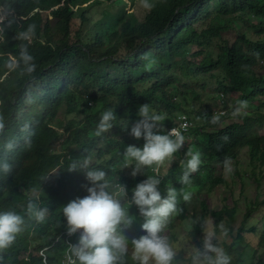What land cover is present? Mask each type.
I'll return each mask as SVG.
<instances>
[{"label": "trees", "instance_id": "16d2710c", "mask_svg": "<svg viewBox=\"0 0 264 264\" xmlns=\"http://www.w3.org/2000/svg\"><path fill=\"white\" fill-rule=\"evenodd\" d=\"M57 1L61 7L53 20L39 12L43 5L41 0H29L27 4L22 0L14 1L11 6L3 3L6 8L15 9L16 15L9 16L1 24L0 79L8 71L6 63L11 55L19 59L22 45H26L35 58L36 70L28 73L21 62L0 82V121L9 125L12 116H20L24 124L40 132L33 147L23 156L22 164H12L8 173L0 171V211L14 210L25 219L23 230L14 243L0 249V264H45L40 249L52 244L49 263L63 264L61 260L68 246L63 207L87 195L83 187L88 184L85 173L68 171L73 159L91 155L95 166L103 168L111 181L118 179L127 184L131 195L136 184L155 175L147 168L145 174L133 178L132 168L122 169L125 162L121 152L124 153L129 145L140 147L129 133L132 123L140 119L139 106L145 103L166 113L167 128L175 126L182 114L199 121L190 134L193 141L206 140L194 143L205 159L202 158L199 170L191 175L190 184L180 183L187 163V158L183 157L186 152L176 153L173 162H167L165 182L158 186L162 197L167 195L168 187L193 195L195 190L203 191L206 187L209 192L222 185L237 184L238 180H233L231 174L229 177L225 173L218 174L217 165L224 169L222 161L227 159L231 167L239 166L241 195L247 192L246 200H250L239 228L238 239L244 247L241 249L237 248V243L230 244L219 238L223 234L220 225L227 229L226 236L235 235L239 202L212 210L206 200L191 204L182 196L178 197V209L182 211L170 218L165 229L166 234L173 237L178 258L188 263L182 251L186 241L201 246L203 232L199 224L193 222L207 219L216 226L218 242L232 257L231 264H264V134L261 133L264 111L251 108L234 117L232 109L228 117H234L235 121L223 125L227 116H219L218 123H212L214 110L210 106L196 110L194 104V101L209 103L220 92L228 97L225 90L236 100H246L250 107L260 103L259 98L264 97V74H259L264 70V41H251L248 30L243 28L264 27V0H157L143 20L131 12L121 25L113 28L104 21H90L82 9L77 16L76 7L85 0ZM131 1L134 4V0ZM122 2L124 0H117V3ZM35 9L37 13L32 15ZM30 25L35 26V35L24 40L20 34L27 32ZM231 30L238 31L234 32L236 40L226 37L233 32ZM258 33L263 34L264 29ZM261 62L263 66H259ZM50 72L60 80L50 93L39 99L37 107L32 91L28 90L30 85H25ZM70 75L75 85L86 87L87 92L94 87L98 90L102 112L107 108L115 110L117 119L108 133L96 136L98 122L92 124L85 115L78 116L77 129L72 122L67 124V137L55 125L59 118V110H54L56 107L66 105L64 117L73 120L82 99L62 81ZM203 84L204 91L192 92L194 87ZM174 95L180 99L177 103L180 110L160 108V105L175 106ZM37 114L42 120L34 125L33 118ZM58 144L61 150L57 149ZM2 154L0 149V156ZM35 186L47 196L41 205L48 208L43 222L27 215V202L17 203L21 188ZM132 209L136 211L132 215L134 221L123 229L130 241L146 234L137 206L133 205ZM181 223L186 225L183 233H179ZM78 238L79 234L72 240L76 243ZM248 246L253 249L247 251ZM132 247L129 243V253L125 257L128 264H135ZM246 255L251 257L248 263Z\"/></svg>", "mask_w": 264, "mask_h": 264}, {"label": "clouds", "instance_id": "9594fccd", "mask_svg": "<svg viewBox=\"0 0 264 264\" xmlns=\"http://www.w3.org/2000/svg\"><path fill=\"white\" fill-rule=\"evenodd\" d=\"M14 1L20 0H0V28L9 16L16 15L15 9H8L3 6V3L11 6ZM22 1L27 4L29 0ZM41 1L43 5L39 12L44 14L43 12L50 11L44 17L53 20L54 15L61 7V3L59 4L57 0ZM85 1L90 3L92 0ZM105 1L111 2L112 5H118L115 12H108L106 19L101 20L107 22L111 28L121 25L127 14L135 13L130 8L135 5L136 0L133 1L134 4L131 3V0H124L121 4L117 3V0ZM141 2L146 9L153 7L151 0H141ZM129 4H131L130 7H128ZM81 9L88 14L85 7L80 3L76 7L77 16H79ZM34 13H37V9L33 11L32 15ZM135 15L141 21L136 13ZM88 17L94 23L99 22L93 21L89 14ZM112 17L113 20H110ZM20 35L24 40L29 39L35 35V26L30 25L28 31ZM21 62L25 65V70L28 73L36 70L35 58L29 53L26 45H22L19 59L11 55L6 63L8 71L2 74L0 82L4 81L12 70L19 67ZM7 72L9 74L6 75ZM190 79L194 80L191 77ZM59 80L60 78L50 72L27 82L25 86L30 85L28 90L29 92L32 91L35 106L39 107L41 102L39 99L46 93H50ZM62 81L68 83V89L74 94L82 96L77 104L76 116L73 120L64 117L63 109L66 105L54 109L59 110V118L55 125L60 129L63 136L67 137L66 127L69 122H72L73 128L77 129L80 122L79 115L90 118L92 124L98 122L96 136L108 133L113 128V122L117 116L112 108H107L102 112L103 107L100 103L98 90L94 87L92 91L87 92L86 87L75 85L71 75ZM204 89L205 85L203 84L194 87L192 92L198 93ZM39 90L45 91V93L39 94ZM225 91L234 99L235 96H232L229 90ZM172 98L175 106L166 107V109L180 110L177 107V103L180 102L179 97L174 95ZM226 100V94L220 92L210 102H217L223 107ZM13 102L16 103V100L13 99ZM1 104L0 100V106ZM247 107L250 106L246 100H236L233 110L214 111L212 123H218L219 116H227L223 121H228L231 110L234 117H239L244 114ZM137 115L140 119L132 123L129 134L136 138L135 142L140 143V147L129 145L124 153L121 152L125 162L122 169L132 168L130 175L133 178L145 174L147 168H150L155 175L147 176V179L136 184L131 190V195L127 184L118 179L111 181L103 168L95 166V159L91 155L73 159L68 166V171L85 173L88 184L83 187H85L87 195L82 198L77 197L63 207L67 231L65 233L66 243L68 245L65 256L61 260L63 264H128L125 257L129 253V243L133 246L131 254L135 264H174L176 261L177 249L165 234V229L170 218L182 211V209H178V197L182 196L183 200L187 202L190 201L192 193L184 192L182 189L177 191L174 187H168L167 195L162 197L158 186L165 182V172L168 171L167 162H173L176 153L184 152L186 154L183 157L187 158V163L180 177V183L190 184L191 175L199 170L202 158L205 159L202 151L195 144L197 141L204 143L206 140L199 138L193 141L190 130L195 127V120L187 114L180 115L175 126L168 128L165 125L166 113L159 111L149 103L140 105ZM41 120L42 118L37 114L33 118L34 125ZM157 129L163 134L156 131ZM39 132L40 129L24 124L20 116H12V122L9 125H3V122L0 121V149L3 151L0 156V171L8 173L12 170V164H22L23 156L33 147ZM58 146L61 150V144L56 147ZM222 164L225 172L230 173L232 170L231 161L226 159L222 161ZM48 178L45 177V179ZM46 197L39 187H23L17 193V203L20 201L27 202V215L37 222H43L48 214V208L41 207ZM133 205L137 206L140 216L144 219L141 227L146 234L139 238H132L130 241L123 234V229L129 227L134 221L132 215L136 214V211L132 209ZM24 222V216L14 210L0 211V249H6L14 243L17 235L23 230ZM193 224H199L203 238L201 246H197L191 240L185 242L182 251L188 264H231L232 257L218 242L216 226L207 219L194 221ZM191 227L190 225L189 230ZM219 227L223 229V234L226 236L227 229L223 228V225ZM77 234H79V238L75 243L72 238ZM53 247L54 244L40 249L39 254L45 264H50L48 252Z\"/></svg>", "mask_w": 264, "mask_h": 264}, {"label": "rangeland", "instance_id": "374dc122", "mask_svg": "<svg viewBox=\"0 0 264 264\" xmlns=\"http://www.w3.org/2000/svg\"><path fill=\"white\" fill-rule=\"evenodd\" d=\"M157 0H151V3L154 5V3H156ZM81 5L85 7V9L87 10L90 18L93 21H101L104 20V16L108 13V12H115L116 9L118 8V5H112L111 2H106L105 0H92L90 3H86V1H82ZM131 4H129L128 7H130ZM121 7H123V5H121ZM46 8V7H45ZM132 11H134L142 20L145 18V16L147 15L148 12H150V10L152 9H146L143 7L141 0H136V3L133 7L130 8ZM50 12V11H49ZM49 12H43L44 16H47ZM81 13V12H80ZM54 14V13H53ZM51 18V17H50ZM79 19V18H78ZM255 24H260L259 21H255ZM261 29H264V27H260L257 28L256 30L254 29H248L247 27H244L243 30H248V37L251 41H264V33L263 34H259L258 32H260ZM233 32L229 33L226 35L227 38H229L230 40H236L237 39V35L236 33H238V31L235 30H231ZM236 32V33H234ZM259 66H263V62H261L259 64ZM9 74L8 72L6 73V75ZM261 75L264 74V70L260 72ZM260 103L255 104V106L253 107H247L246 110L249 109H253L255 111H264V98L260 97L259 98ZM235 102L236 100L233 99V97L228 96L226 103H223L224 106L221 107V104L219 105L217 102H204L203 101H198V103H195V108L196 110H204L205 107L210 106L214 111H220L222 109L225 110H230L235 106ZM160 108L162 109H166V106L160 105ZM245 110V111H246ZM177 111V110H176ZM235 121L234 117H231L228 119V121L224 122V125L230 124L232 122ZM196 124H199V121H195ZM261 133L264 134V127L261 130ZM58 150L60 149V147H57ZM246 157V156H245ZM238 165L234 164L231 167V172H225L224 169H222V166L217 165V168L219 169L218 174H223L225 173L226 176H230V174L233 176V180L237 181V184H231V185H222L219 188L216 189H212L213 191H209L207 192L208 188H204L203 191H197L195 190L194 194L191 196L190 199V203H196L199 202L200 200H206V202L210 205L212 210H217V209H221L223 208L225 205H231V206H235L236 202H239L240 204V212L238 214V218L236 221V232L234 236H225L224 234H221L219 236V238L222 241H228L230 244L233 243H237V248H241L243 249L244 247L242 246V242H240V240L238 239V234H239V228L242 226L243 221L245 219V215L247 213V205L250 202V200H246L247 198V192L246 194L243 196L241 195V180L239 179L240 176L237 174V169H238ZM247 191H249L247 189ZM264 191V189H263ZM180 226L182 228L179 229V233H183L185 231V223H181ZM166 234V232H165ZM170 241L173 243V239H172V235L171 234H166ZM239 242V243H238ZM246 245V244H245ZM253 248L251 246H248L247 251L252 250ZM251 259V257L249 255H246V263L249 262V260ZM174 264H188L187 262H185L183 259H179L178 255L176 258V261L174 262Z\"/></svg>", "mask_w": 264, "mask_h": 264}, {"label": "bare ground", "instance_id": "6f19581e", "mask_svg": "<svg viewBox=\"0 0 264 264\" xmlns=\"http://www.w3.org/2000/svg\"><path fill=\"white\" fill-rule=\"evenodd\" d=\"M2 177V176H1Z\"/></svg>", "mask_w": 264, "mask_h": 264}]
</instances>
